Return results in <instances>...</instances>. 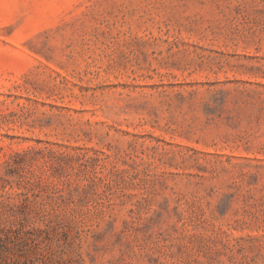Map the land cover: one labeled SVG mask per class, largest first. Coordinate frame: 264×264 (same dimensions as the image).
Here are the masks:
<instances>
[{
	"label": "rangeland",
	"instance_id": "374dc122",
	"mask_svg": "<svg viewBox=\"0 0 264 264\" xmlns=\"http://www.w3.org/2000/svg\"><path fill=\"white\" fill-rule=\"evenodd\" d=\"M0 264H264V0H0Z\"/></svg>",
	"mask_w": 264,
	"mask_h": 264
}]
</instances>
